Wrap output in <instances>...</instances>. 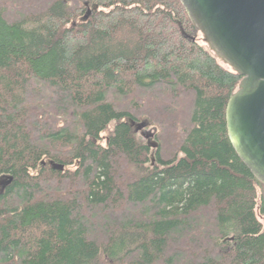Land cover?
Returning <instances> with one entry per match:
<instances>
[{"label": "trees", "instance_id": "16d2710c", "mask_svg": "<svg viewBox=\"0 0 264 264\" xmlns=\"http://www.w3.org/2000/svg\"><path fill=\"white\" fill-rule=\"evenodd\" d=\"M241 79L179 0H0V264H264Z\"/></svg>", "mask_w": 264, "mask_h": 264}, {"label": "water", "instance_id": "95a60500", "mask_svg": "<svg viewBox=\"0 0 264 264\" xmlns=\"http://www.w3.org/2000/svg\"><path fill=\"white\" fill-rule=\"evenodd\" d=\"M179 2L202 43L242 77L226 106L227 135L239 159L264 186V0ZM11 180L0 185L4 188Z\"/></svg>", "mask_w": 264, "mask_h": 264}, {"label": "rangeland", "instance_id": "374dc122", "mask_svg": "<svg viewBox=\"0 0 264 264\" xmlns=\"http://www.w3.org/2000/svg\"><path fill=\"white\" fill-rule=\"evenodd\" d=\"M133 129L137 133L138 137L144 142H154L155 139L153 140V134L156 130L154 131V128L149 127L146 122H141L137 125L134 124ZM259 220L264 226V216L259 217Z\"/></svg>", "mask_w": 264, "mask_h": 264}]
</instances>
